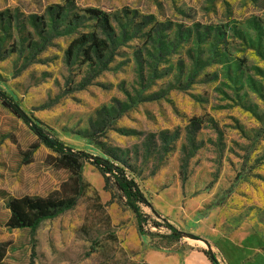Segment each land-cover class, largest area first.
Returning <instances> with one entry per match:
<instances>
[{"label":"rangeland","instance_id":"obj_1","mask_svg":"<svg viewBox=\"0 0 264 264\" xmlns=\"http://www.w3.org/2000/svg\"><path fill=\"white\" fill-rule=\"evenodd\" d=\"M85 34L107 42L102 58L89 43L70 56ZM0 88L70 148L125 166L161 216L141 205V235L85 163L73 209L10 229V199L46 197L70 173L0 99V264H149L191 246L264 264V0H0ZM163 219L180 241L152 226Z\"/></svg>","mask_w":264,"mask_h":264},{"label":"trees","instance_id":"obj_2","mask_svg":"<svg viewBox=\"0 0 264 264\" xmlns=\"http://www.w3.org/2000/svg\"><path fill=\"white\" fill-rule=\"evenodd\" d=\"M88 13L101 23H104V25L109 24L108 17L100 11L90 10ZM88 43L90 44L89 51L86 52L88 56H90L91 52L97 53L101 58L104 56L103 54L107 50V42L89 34H85L72 42L69 50L70 56L73 55L76 48ZM0 99L6 108L18 115L30 126L46 148L57 155L52 158L51 164L53 167L67 170L70 173L69 179L62 184L61 189L46 197L23 196L10 199L8 202L10 218L7 222V226L10 229H30L32 232H36L43 222L55 219L64 212L73 209L77 205L79 198L85 195L89 187V184L84 181L82 173L85 163H90L94 166L107 181L113 180L121 193V197L125 200L126 206L135 213L138 232L141 235L146 233L145 226L149 221V216L140 212L139 207L141 205L150 208L152 213L158 218L161 217L140 189L136 180L129 175L125 166L117 165L110 159L70 148L50 131L23 117L21 115L22 110L17 102L1 88ZM163 220V224L153 221L152 226L155 228H166L170 232L168 238L171 241H180L181 232L166 219ZM205 254L209 257L207 252ZM6 255L7 245L0 244V263L5 259ZM211 261L213 264H220L212 259Z\"/></svg>","mask_w":264,"mask_h":264},{"label":"crops","instance_id":"obj_3","mask_svg":"<svg viewBox=\"0 0 264 264\" xmlns=\"http://www.w3.org/2000/svg\"><path fill=\"white\" fill-rule=\"evenodd\" d=\"M220 240L222 246H228L229 249H239L241 252L240 248L243 247L242 243L244 239L239 240L237 238L224 237ZM234 252L230 250L227 252L229 258L225 260L228 264H239V260L237 261L236 258L237 256L240 257L241 254L230 255ZM146 258L149 264H213L211 259L205 254V251L195 246L186 247V250L180 247V250L176 252L151 251Z\"/></svg>","mask_w":264,"mask_h":264},{"label":"water","instance_id":"obj_4","mask_svg":"<svg viewBox=\"0 0 264 264\" xmlns=\"http://www.w3.org/2000/svg\"><path fill=\"white\" fill-rule=\"evenodd\" d=\"M21 115H22L23 117L27 118V116H26L25 113H22ZM181 234H182V233H181ZM194 238H195V237H194ZM209 257H210L213 261H217V262L219 263V261L217 260V258H216L214 255H212V254L210 255V254H209Z\"/></svg>","mask_w":264,"mask_h":264}]
</instances>
